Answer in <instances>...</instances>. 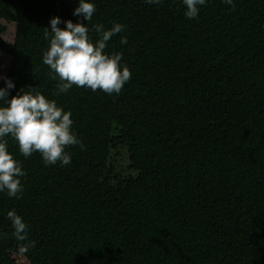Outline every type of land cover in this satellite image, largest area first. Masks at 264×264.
Wrapping results in <instances>:
<instances>
[{"label":"trees","instance_id":"trees-1","mask_svg":"<svg viewBox=\"0 0 264 264\" xmlns=\"http://www.w3.org/2000/svg\"><path fill=\"white\" fill-rule=\"evenodd\" d=\"M87 23L74 15L79 0H0L1 21L14 24L3 77L35 87L64 111L83 142L66 149L71 163L25 158L20 198L0 192V264L15 261L14 210L36 242L28 264H247L264 249L232 253L231 242L258 232L251 184L264 183V0H206L185 16L183 0H89ZM125 30L107 42L122 54L131 79L119 95L73 86L56 95L43 52L50 19ZM127 37V44H121ZM6 87L4 79L0 88ZM27 90V89H26ZM253 181V182H251Z\"/></svg>","mask_w":264,"mask_h":264},{"label":"clouds","instance_id":"clouds-1","mask_svg":"<svg viewBox=\"0 0 264 264\" xmlns=\"http://www.w3.org/2000/svg\"><path fill=\"white\" fill-rule=\"evenodd\" d=\"M150 4H160L162 0H147ZM206 0H183L186 6L185 16L189 19L198 17L200 6ZM235 10L233 0H224ZM96 7L89 0H79L74 15L82 16L90 22ZM60 17L50 19L51 29L45 27L44 38L49 41L43 52V63L51 70V79L57 80L56 95L67 93L74 85L86 87L92 91L101 90L109 95H119L124 85L131 79V71L126 64L122 65V54H109L107 42L125 30L120 23H113L105 30L103 24L94 25L99 38L93 42L90 29L83 22L64 21L61 28ZM127 37H122L121 44H127ZM4 79L6 87L0 88V192H7L10 198H20L23 192L21 178L27 173L22 162L14 159L8 151L10 136L19 146V152L28 158L39 153L45 165L61 166L71 163V154L66 151L70 146L79 145L85 150L83 142L72 131L73 120L70 111H64L55 100L48 99L35 87L21 88L9 97V90L15 87L11 79ZM11 221L12 237L17 241L18 255L23 257L36 242L28 238L29 226L22 216L14 210L7 213ZM6 233H0V238Z\"/></svg>","mask_w":264,"mask_h":264},{"label":"rangeland","instance_id":"rangeland-1","mask_svg":"<svg viewBox=\"0 0 264 264\" xmlns=\"http://www.w3.org/2000/svg\"><path fill=\"white\" fill-rule=\"evenodd\" d=\"M1 36L4 43H12L14 38V24L1 21ZM8 56L0 51V77H3L8 67ZM1 80V79H0ZM253 182V181H251ZM250 203L251 211L256 222H264V183L251 184L250 187ZM255 249H264V233L258 232L240 238L231 242V250L233 254H249ZM15 261L18 263L28 264L24 257L14 254ZM181 264H189L188 260ZM247 264H264L261 258H252Z\"/></svg>","mask_w":264,"mask_h":264}]
</instances>
